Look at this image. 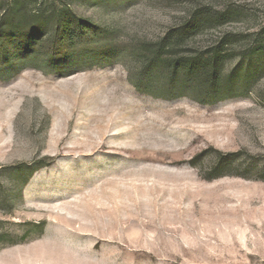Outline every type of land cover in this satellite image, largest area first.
I'll list each match as a JSON object with an SVG mask.
<instances>
[{
	"label": "rangeland",
	"instance_id": "rangeland-1",
	"mask_svg": "<svg viewBox=\"0 0 264 264\" xmlns=\"http://www.w3.org/2000/svg\"><path fill=\"white\" fill-rule=\"evenodd\" d=\"M62 1L115 52L0 73V264H264V0ZM194 11L206 84L141 53Z\"/></svg>",
	"mask_w": 264,
	"mask_h": 264
},
{
	"label": "trees",
	"instance_id": "trees-1",
	"mask_svg": "<svg viewBox=\"0 0 264 264\" xmlns=\"http://www.w3.org/2000/svg\"><path fill=\"white\" fill-rule=\"evenodd\" d=\"M71 6L62 0H0V73L18 68L22 58L26 63L40 61L46 66L70 57L81 58V63L92 60L97 64L113 54L115 48L108 35L90 20L78 17ZM203 16L200 11L192 12L172 36L161 39L154 48L143 50L146 61L158 67L167 63L166 72L172 79L183 76L202 84L213 82L227 59L229 37L212 43L199 55L187 58L180 55V49L201 27ZM215 18L225 20V15ZM245 50V58L253 60L264 54V41L259 40ZM181 93L173 91L171 98Z\"/></svg>",
	"mask_w": 264,
	"mask_h": 264
}]
</instances>
